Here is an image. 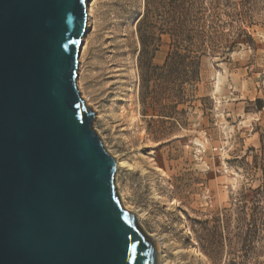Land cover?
Masks as SVG:
<instances>
[{"label":"rangeland","instance_id":"obj_1","mask_svg":"<svg viewBox=\"0 0 264 264\" xmlns=\"http://www.w3.org/2000/svg\"><path fill=\"white\" fill-rule=\"evenodd\" d=\"M89 5L77 89L116 161L120 203L160 245L159 264H226L240 195L256 207L264 262V0H214L213 8L204 0L195 59L171 60L167 5L154 20L161 36L152 60L138 59L143 0ZM142 66L150 68L143 89ZM209 231L220 234V248L207 247Z\"/></svg>","mask_w":264,"mask_h":264},{"label":"water","instance_id":"obj_2","mask_svg":"<svg viewBox=\"0 0 264 264\" xmlns=\"http://www.w3.org/2000/svg\"><path fill=\"white\" fill-rule=\"evenodd\" d=\"M90 0H0V264H159L76 87Z\"/></svg>","mask_w":264,"mask_h":264},{"label":"trees","instance_id":"obj_3","mask_svg":"<svg viewBox=\"0 0 264 264\" xmlns=\"http://www.w3.org/2000/svg\"><path fill=\"white\" fill-rule=\"evenodd\" d=\"M204 0H143V12L136 23L137 37L140 44L138 59L152 60L158 51L160 36H156L152 32L154 20L156 17L161 19L160 12L164 5L169 10L168 32H165L170 40L171 47L167 53V59L173 58H191L195 59L196 49L206 37L202 30V23L205 18V10L203 7ZM214 0H210L211 8H213ZM169 19V20H170ZM219 35L218 27L215 28ZM221 54L225 55L226 46H216ZM152 68V67H151ZM159 69V68H157ZM152 70V69H151ZM140 75H142V85L145 83V75L150 73L149 66L139 67ZM144 71V72H143ZM147 97H143V102L147 103ZM158 116L168 118L169 116L162 113ZM234 218L232 219V231L227 232L225 241L228 245L229 257L226 264H264L257 262L258 252L255 250V243L258 233L259 217L256 213V207L251 203L249 209L245 202V197L240 195L236 200ZM250 211V213H248ZM217 230V227H213ZM205 243L208 248H220L221 236L216 231H209ZM211 251H208L210 253Z\"/></svg>","mask_w":264,"mask_h":264},{"label":"bare ground","instance_id":"obj_4","mask_svg":"<svg viewBox=\"0 0 264 264\" xmlns=\"http://www.w3.org/2000/svg\"><path fill=\"white\" fill-rule=\"evenodd\" d=\"M89 4V3H88ZM88 4H87V10H86V13H87V17H86V27H85V30H86V28L90 25V21H91V18H92V5H89L88 6ZM83 44H84V47H83ZM82 45H81V47H80V51L82 50V52L84 51V49L87 47V43H86V41L83 43ZM79 58V57H78ZM81 58H79V60H80ZM78 78V77H77ZM77 81V80H76ZM78 85H79V83H77L76 82V87H78ZM78 90V89H77ZM80 91V90H79ZM81 97V96H80ZM81 99H83V98H81ZM86 105V104H85ZM125 210V209H124ZM158 245V244H157ZM159 248H160V245H159V247H158V251H159ZM158 259H159V257H158ZM159 261V260H158ZM162 264H163V261H162Z\"/></svg>","mask_w":264,"mask_h":264}]
</instances>
